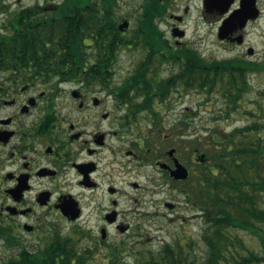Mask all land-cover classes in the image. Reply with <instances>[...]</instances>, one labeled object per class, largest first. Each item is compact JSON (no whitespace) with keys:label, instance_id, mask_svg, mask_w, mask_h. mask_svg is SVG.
Returning a JSON list of instances; mask_svg holds the SVG:
<instances>
[{"label":"flooded vegetation","instance_id":"1","mask_svg":"<svg viewBox=\"0 0 264 264\" xmlns=\"http://www.w3.org/2000/svg\"><path fill=\"white\" fill-rule=\"evenodd\" d=\"M162 3L166 9L155 22L163 37L170 46L187 47L188 17L172 13L171 0ZM189 11L186 5L184 12ZM199 12L198 21L217 23V37L226 46L246 43L261 15L258 0H200ZM123 20L128 19L120 18L119 29ZM136 27L120 30L127 35ZM2 30L10 28L4 25ZM251 49L247 51L253 53ZM104 55L107 61H97ZM81 56V66L72 75L0 67V264H9L22 252L34 255L43 247H63L69 236L81 247H133L113 235L129 236L133 229L122 202L133 198L134 213L142 214L137 210L147 202L145 195L159 194L164 183L188 198L197 168L205 165L194 140L180 141L154 124L148 133L139 126L140 115L151 113L145 106L158 115L166 101L161 89L167 62L140 51L124 69L117 66L119 52L86 51ZM169 63L179 67V62ZM137 107L144 109L135 112L132 108ZM148 118L153 123V116ZM177 162L188 169L187 178L172 176ZM134 166L152 169L147 184L130 179ZM66 202L75 204L76 219L65 214ZM167 202L168 210L178 207ZM66 223L77 227L67 232ZM4 247L16 253L4 259Z\"/></svg>","mask_w":264,"mask_h":264},{"label":"trees","instance_id":"2","mask_svg":"<svg viewBox=\"0 0 264 264\" xmlns=\"http://www.w3.org/2000/svg\"><path fill=\"white\" fill-rule=\"evenodd\" d=\"M142 4L131 36L118 27V0H62L22 8L5 24L9 32H0V67L54 69L72 75L81 66L83 52L116 55L130 44L149 52L159 62H179L176 72L172 71L169 78L162 77L164 99L185 84L188 89L222 96L223 105L214 119L235 112L252 117L229 131L205 126L193 139L195 148L206 156L205 165L197 168L193 185L187 190L188 199L198 207L205 222L201 234L207 248L203 264L264 263V120L258 118L263 107L255 109L243 103L251 89L250 72L264 70V63L239 57L208 58L192 45L170 46L155 22L156 16L164 14V3L145 0ZM107 58L100 56L97 61ZM145 108L154 112L149 106ZM132 109L138 112L144 107ZM152 116L154 126L165 131L163 117L155 113ZM185 121L181 128L189 126ZM244 233L259 242L260 250L248 245ZM189 247L191 240L167 242L158 250L141 251L133 264H193ZM124 248L112 247L105 264H130L124 258ZM96 250L81 247L69 236L63 247H43L34 255L22 252L9 264H71L73 260L75 264H98Z\"/></svg>","mask_w":264,"mask_h":264},{"label":"rangeland","instance_id":"3","mask_svg":"<svg viewBox=\"0 0 264 264\" xmlns=\"http://www.w3.org/2000/svg\"><path fill=\"white\" fill-rule=\"evenodd\" d=\"M61 0H0V32L3 26L10 21L14 12L32 5H51L58 3ZM145 0H118L117 15L119 18H126L130 21V27L133 28L138 23V18L141 14L142 3ZM173 6L172 13L186 14L188 19L185 22L187 27L188 37L187 41L190 45L196 47L203 56L217 59H230L239 55L245 56L246 59L252 61H259L264 63V0H258V7L261 10V15L255 21V31L250 29L246 43L235 45H224L216 34L217 23H202L196 19L200 15V0H171ZM189 6V12L185 13V6ZM137 22V23H136ZM128 36L132 33L129 31ZM249 48L254 49L253 53H249ZM140 48H122L119 52L118 67H128L127 61L129 58H135L140 52ZM163 76L167 77L170 72H176L178 67L168 63L164 65ZM249 82L251 89L243 97L244 105H249L255 109L262 106L263 110L260 112L258 118L264 120V70L253 71L249 74ZM223 98L219 94L208 95L205 92L190 88L186 90L182 85L174 89L171 97L157 110L158 116L163 117L165 125V133H173L179 136V140L189 141L193 140L197 133H200L205 126H217L219 129L229 131L236 125H243L252 119L251 116L244 112H235L228 117H221L214 119L213 115H218V110L223 105ZM148 117H152L151 113H142L139 119V126L143 128L145 133H148L152 128L153 123ZM187 119L188 121H185ZM188 122L189 126L181 128V122ZM181 132L185 133L180 136ZM169 144L176 142L169 141ZM167 144V143H166ZM131 180L139 179L141 182L147 184L148 177L153 173L151 168L142 167L136 170L134 166ZM137 173L139 175H137ZM149 188H152L150 185ZM159 194H147V202L142 204V214L134 213L137 204L134 199L123 201L120 205L123 209L128 211L126 220L131 221L133 229L129 236L121 235L114 231L115 238H126L127 246L123 250L124 258L130 264L135 262L136 256L144 250L160 249L165 243L181 239L184 243L192 241L190 248L193 259V264H203L206 257V246L202 241V230L205 226L204 218L198 207L193 204L191 200L185 197L179 190L171 189L169 185L164 183L159 187ZM164 200L178 203V207L174 209H166ZM264 206V195L261 200ZM130 207V208H129ZM132 209V210H131ZM94 224L93 222L91 223ZM67 232L76 228V224L66 223ZM93 233H96V228L93 226ZM245 234V239L250 247H255L260 250L259 242L249 234ZM86 243H84L85 245ZM88 244V243H87ZM112 247H96L94 254L95 261L98 264H105L109 258ZM4 259L16 253V249L9 250L4 247ZM264 264V263H261Z\"/></svg>","mask_w":264,"mask_h":264},{"label":"water","instance_id":"4","mask_svg":"<svg viewBox=\"0 0 264 264\" xmlns=\"http://www.w3.org/2000/svg\"><path fill=\"white\" fill-rule=\"evenodd\" d=\"M238 15H240V14H238ZM257 15H258V13H257V10L255 9V17ZM128 26H129V22L125 20L121 23L120 28L124 29ZM220 35H221V32H220ZM200 160L205 161V154L201 155ZM172 176L175 177L176 179H185L189 176V171L183 164L177 162L176 168L172 170ZM65 206L67 207V208H64L65 214L73 220L76 219L78 217L79 213H78V211H76V209H74L75 204L66 202ZM167 206L173 207L174 203L173 202H167Z\"/></svg>","mask_w":264,"mask_h":264}]
</instances>
